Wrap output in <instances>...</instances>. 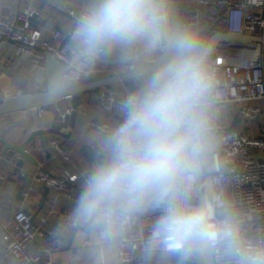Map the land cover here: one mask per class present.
<instances>
[{
    "label": "clouds",
    "instance_id": "obj_1",
    "mask_svg": "<svg viewBox=\"0 0 264 264\" xmlns=\"http://www.w3.org/2000/svg\"><path fill=\"white\" fill-rule=\"evenodd\" d=\"M230 37L179 0H83L51 99L105 68L122 82L116 118L91 132L72 205L53 235H78L72 264H264V229L222 184Z\"/></svg>",
    "mask_w": 264,
    "mask_h": 264
},
{
    "label": "built area",
    "instance_id": "obj_2",
    "mask_svg": "<svg viewBox=\"0 0 264 264\" xmlns=\"http://www.w3.org/2000/svg\"><path fill=\"white\" fill-rule=\"evenodd\" d=\"M82 4L83 0L78 5L65 0L62 7L70 12L74 21ZM179 7L186 16L204 20L211 30L244 36L243 39L225 41L217 56V64L229 88V109H232L224 125L223 154L228 163L218 175L240 206L252 214L253 232L264 229V0H179ZM53 13L48 7L42 8L39 0H26L20 8L11 1L0 0V39L16 43V52L23 59L31 58L32 75L41 89L46 88L47 83V53L64 63L70 44L66 35L71 27L53 23ZM34 16L39 18L36 25L31 24ZM111 72V67L105 68L97 77L111 76ZM121 91V81L102 87L97 96L99 108L116 114L115 104ZM63 99V108H59L58 113L70 117L72 95ZM106 122L94 118L90 125L96 129ZM48 147L50 158L63 163L61 171L50 174L38 167L30 174L20 168L21 175L29 173L33 183L24 187L21 206L7 219L1 215L2 185L6 176L0 174V257L11 255L17 264H55L54 254L64 246V240H58L53 233L64 218L60 201L73 202L78 185L72 181V176L81 168L70 169L73 156L60 136L53 135ZM37 183L50 190L49 202L39 216L28 207V204L32 205ZM42 230L52 236H46ZM38 234L42 237L39 243ZM128 264H141L135 252Z\"/></svg>",
    "mask_w": 264,
    "mask_h": 264
},
{
    "label": "crops",
    "instance_id": "obj_3",
    "mask_svg": "<svg viewBox=\"0 0 264 264\" xmlns=\"http://www.w3.org/2000/svg\"><path fill=\"white\" fill-rule=\"evenodd\" d=\"M8 1L13 2L14 6L18 8L22 7L26 2V0H21L19 6V0H7V2ZM47 1L62 7L65 0ZM66 1H70V4L72 5H78L81 0ZM39 4L41 5V0H39ZM48 8L54 12L51 16L53 23L56 25H62L64 28L72 27L74 21L71 18L59 13L53 8ZM9 42H3L2 45H0V55L5 53V55L0 59L1 95L7 96L9 93L14 91L17 86L16 77L21 76L23 80L21 88L26 87V92L23 93H32L45 90V88L41 89L40 86L35 83V78L32 75L34 72L31 69V58L27 57L23 59L21 55L16 52V43ZM7 69L10 70V73H7ZM100 78L103 77H97L94 78V80ZM100 89L101 88L81 93L84 101L79 107L74 128H71L70 117L65 115L61 116L58 113L59 108L56 109L55 107L56 110L51 108L53 104L47 106L44 109L32 108L0 115V131L3 132L13 143L23 142L34 130L45 131V133L42 135L36 136L27 146L28 151H30L31 154L37 159L39 166L26 162L22 168L28 170L30 174L36 171L38 167H43L50 174H58L61 171L63 167L61 160H52L50 158V148L48 147V144L50 138L53 135L60 136L64 146L69 151H71L73 160L69 164L70 169L73 171L78 170L88 162L90 158L87 157L85 155L86 152L82 151L81 149L82 146L86 144L89 134L95 130V128L90 125V121L94 118L106 121L116 118V114L106 113L99 108L97 104V96ZM62 108L63 106L60 109ZM231 114L232 109H229V115ZM60 121L62 122V125H59ZM7 164L8 163L4 159L0 160V174H4L6 176L2 185L3 209L1 215L3 219H7L13 215L21 206L23 200L17 197V186L13 181L14 175L10 171L9 165ZM35 187L36 190L33 192V198L31 201L32 205L28 204V207L33 210L36 216H39L44 211L49 202L50 190L48 189L46 192V186L42 185L41 183L35 184ZM71 205L72 202L70 201L64 199L60 201V206L64 216L67 214ZM77 239L78 235H73L64 240L63 248L54 254L55 264H72L73 257L77 255L79 251L76 247ZM41 240H37V243H39ZM1 243L2 228L0 226V252ZM0 264L17 263L11 255H3L0 257ZM75 264H83V261L78 260L75 262ZM189 264H191V262H189Z\"/></svg>",
    "mask_w": 264,
    "mask_h": 264
},
{
    "label": "water",
    "instance_id": "obj_4",
    "mask_svg": "<svg viewBox=\"0 0 264 264\" xmlns=\"http://www.w3.org/2000/svg\"><path fill=\"white\" fill-rule=\"evenodd\" d=\"M21 0H19V6H20ZM42 8L50 7L54 10L58 11L59 13L69 17L72 19V16L70 12L56 4H53L52 2H49L47 0H41ZM39 21L38 16H34L31 18V24L36 25ZM225 35H228L230 39H243L244 36L239 33H226ZM71 37V30L66 35V41L69 40ZM5 39H0V45ZM11 41V40H10ZM38 50H42L40 48H37ZM5 55L1 54L0 59ZM62 64L59 60L54 58L50 53H47V59H46V79H48V76L50 74V71ZM7 73H10V70L7 69ZM120 81H114L110 79V76H106L97 80H92L88 82V86L84 88L81 91H78L76 93L68 92L60 97H57L55 99H51L47 96L46 88L45 90L36 91L32 93H19V94H11L8 96H2L1 95V89H0V115L13 113L17 111H23L28 110L32 108H41L44 109L47 106L54 104L58 102L59 100L63 99L67 95H72V107L73 111L70 115V121H71V128L75 127L76 118L78 115V110L80 105L83 103L84 98L81 93L88 92L90 90L102 88L105 86H109L115 83H118ZM59 125H62V122L60 121ZM45 133L44 130H34L30 133V135L21 143H13L3 132L0 131V160L4 159L9 165L10 171L14 175L13 181L16 183L17 186V197L20 199H23L22 191L26 185H30L32 182V177L27 173L26 175H21L19 172V169L22 168L26 162H29L33 165L39 166V163L37 159L31 154L30 151H28L27 146L33 141V139L38 136ZM69 136V133H68ZM87 147L86 144L82 146V151H85V148ZM87 156V154L85 153ZM11 166L13 167L11 170ZM48 191V187H46V192ZM46 236H52L50 233L42 230ZM37 240H41V235H36Z\"/></svg>",
    "mask_w": 264,
    "mask_h": 264
},
{
    "label": "rangeland",
    "instance_id": "obj_5",
    "mask_svg": "<svg viewBox=\"0 0 264 264\" xmlns=\"http://www.w3.org/2000/svg\"><path fill=\"white\" fill-rule=\"evenodd\" d=\"M1 70V69H0ZM21 76V75H20ZM17 79H16V88H15V90L14 91H12L11 93H9L8 95H11V94H19V93H23V92H26V87H23V88H21V86H22V83H23V80H22V76L21 77H16ZM7 95V96H8ZM59 101H61V102H59ZM58 102H56V103H54L52 106H51V108L52 109H54V110H56L57 108H61L62 106H63V104H64V100L63 99H61V100H59ZM57 103H58V107H57ZM55 107H56V109H55ZM12 166H11V170H12Z\"/></svg>",
    "mask_w": 264,
    "mask_h": 264
}]
</instances>
